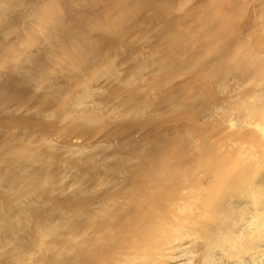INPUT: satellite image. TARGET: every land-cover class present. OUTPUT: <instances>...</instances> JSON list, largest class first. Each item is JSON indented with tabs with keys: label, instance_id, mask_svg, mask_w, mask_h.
<instances>
[{
	"label": "bare ground",
	"instance_id": "6f19581e",
	"mask_svg": "<svg viewBox=\"0 0 264 264\" xmlns=\"http://www.w3.org/2000/svg\"><path fill=\"white\" fill-rule=\"evenodd\" d=\"M262 22L264 0H0V264H101L133 223L151 239L211 153L186 123L264 66Z\"/></svg>",
	"mask_w": 264,
	"mask_h": 264
},
{
	"label": "rangeland",
	"instance_id": "374dc122",
	"mask_svg": "<svg viewBox=\"0 0 264 264\" xmlns=\"http://www.w3.org/2000/svg\"><path fill=\"white\" fill-rule=\"evenodd\" d=\"M259 31L260 33H256H259L262 46L256 40L257 37L256 48L253 46V39L251 41L246 38L251 49L250 52L244 50L245 55L253 57L261 52L264 56V28ZM242 57L247 59L244 55ZM253 66H250L251 71ZM251 73L238 82L239 73H235L236 77H232L233 74L232 79L227 78L230 89L224 95L228 101L226 105L222 104L225 106L211 111L205 119L191 117L186 123L188 134L194 141L196 138L195 142L200 145L204 143L201 139L205 140V144L206 141L211 142L207 144H210L211 153L195 162L199 158L197 154L194 165L191 161L188 162V170L193 169V174L190 170L186 172L188 174L178 173V194L172 197L178 201L177 210L157 212L156 208L152 212L160 215L152 221L157 230L151 239L148 238L151 229L148 224V232H145V225L131 224L125 230L137 233L138 242L128 244L125 240L116 239L118 244L116 240L110 243L111 246L100 255L101 264H164V260L167 263L169 261L168 264H264V256L256 253L258 247L264 249V224L261 226V222L264 223V213L261 212L264 211V66L259 69L255 67ZM213 86L218 85L216 83ZM220 92L221 90H213L212 96ZM183 131L186 130L182 129ZM195 172L198 173L197 176ZM251 215L257 217L250 219L248 235L237 238L235 231ZM253 221L258 222V226ZM126 243L132 250H126V247L129 248ZM169 243L178 246L184 244L182 247L187 246L188 253L183 247L185 251L180 249L179 255L176 250L167 254L165 250ZM125 254L129 256L128 259ZM175 254L179 258H182V254L184 257L172 261L173 258L170 257Z\"/></svg>",
	"mask_w": 264,
	"mask_h": 264
}]
</instances>
